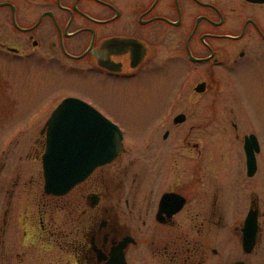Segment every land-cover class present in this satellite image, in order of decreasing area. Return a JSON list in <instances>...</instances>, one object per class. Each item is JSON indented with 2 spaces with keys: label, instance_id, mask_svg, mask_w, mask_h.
<instances>
[{
  "label": "flooded vegetation",
  "instance_id": "obj_1",
  "mask_svg": "<svg viewBox=\"0 0 264 264\" xmlns=\"http://www.w3.org/2000/svg\"><path fill=\"white\" fill-rule=\"evenodd\" d=\"M224 1L0 0V70L20 71L23 88L42 79L28 118L47 122L72 98L123 136L117 157L64 196L45 194L41 164L42 181L26 184L24 240L44 237L68 264H113L118 251L125 264H248L234 254L238 237L250 255L251 209L264 239L263 142L247 121L264 114V0ZM124 102L145 111L147 132L114 113ZM46 135L45 124L41 161ZM61 212L66 232L53 226Z\"/></svg>",
  "mask_w": 264,
  "mask_h": 264
},
{
  "label": "rangeland",
  "instance_id": "obj_2",
  "mask_svg": "<svg viewBox=\"0 0 264 264\" xmlns=\"http://www.w3.org/2000/svg\"><path fill=\"white\" fill-rule=\"evenodd\" d=\"M226 1L228 0L224 2ZM236 18V16L233 17V19ZM20 79V71L11 75L10 78L4 70H0V192L3 191L0 193V264H68V255L61 252L54 244L49 246V242L44 237L32 236L28 238V241L23 239L26 227L22 228L20 222L22 211L26 207L25 200L26 198L29 200L28 194L26 195V191L29 190L27 185L31 178L38 183L42 181L40 178L42 148L36 140H38L40 128L46 124V118H28L43 103L44 98L42 97H28L30 94L44 91L31 90L41 83L42 79L35 78L25 88L21 87ZM261 97L263 99L257 107L264 112V96ZM143 107L146 109V106ZM114 113L122 120L124 119L127 124H129L128 120L139 116L137 118H140V122L137 126L141 129L140 132H147L149 118L142 108H132L129 102H124L120 110ZM204 120L208 121V119ZM247 121L251 122V126L258 129L261 134L263 142L261 157L264 172V114L250 117ZM15 183L19 185L14 189ZM262 185L264 186V179ZM252 187L257 190L258 196L262 197L259 179L252 182ZM13 189L15 196L11 200L12 208L10 209L6 199L7 194L5 195L4 192ZM6 211L7 213L9 211L8 216L5 214ZM55 215L56 220L53 221L55 230L58 228L59 232L60 227L66 232L67 212L55 213ZM245 217L246 214H237L236 220H243ZM28 234H30L29 231ZM55 238L57 237L54 236L53 239ZM24 241L28 247L22 245ZM19 254H27L26 259L22 256V260ZM234 258L245 260L248 264H264V239L258 243L252 254L244 256L240 239L237 237Z\"/></svg>",
  "mask_w": 264,
  "mask_h": 264
},
{
  "label": "water",
  "instance_id": "obj_3",
  "mask_svg": "<svg viewBox=\"0 0 264 264\" xmlns=\"http://www.w3.org/2000/svg\"><path fill=\"white\" fill-rule=\"evenodd\" d=\"M46 127L47 141L42 163L47 195H66L98 166L115 159L122 150L120 128L95 108L77 99L63 101ZM247 153L249 160L252 159L249 164L254 168L253 149L247 148ZM258 232V211L251 209L243 228L242 246L246 254L254 251ZM118 252L113 264H125L124 253ZM234 264L246 263L238 261Z\"/></svg>",
  "mask_w": 264,
  "mask_h": 264
}]
</instances>
